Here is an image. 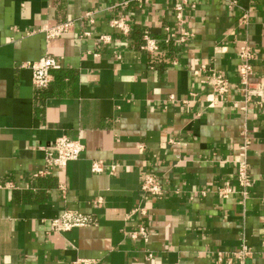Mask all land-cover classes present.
Returning a JSON list of instances; mask_svg holds the SVG:
<instances>
[{
    "label": "crops",
    "instance_id": "1",
    "mask_svg": "<svg viewBox=\"0 0 264 264\" xmlns=\"http://www.w3.org/2000/svg\"><path fill=\"white\" fill-rule=\"evenodd\" d=\"M173 7V0H0V264H234L242 243L252 250L246 264H264V104L243 103L237 76L243 39L255 53L252 81L264 83V0H236L233 8L186 0L191 36L165 44V28H177ZM244 12L248 24L239 30ZM118 14L126 35L109 27ZM68 22L57 38L42 31ZM143 31L157 40V53L139 49ZM47 55L59 68L37 90L20 66ZM209 69L227 80L222 98L202 82ZM61 136L83 145L80 156L36 175ZM245 139L253 185L241 198L236 167ZM94 161L100 173L91 171ZM149 171L160 198L140 192ZM226 184L233 193L222 198ZM64 210L95 224L48 233ZM139 227L146 240L130 238Z\"/></svg>",
    "mask_w": 264,
    "mask_h": 264
},
{
    "label": "built area",
    "instance_id": "2",
    "mask_svg": "<svg viewBox=\"0 0 264 264\" xmlns=\"http://www.w3.org/2000/svg\"><path fill=\"white\" fill-rule=\"evenodd\" d=\"M133 1L141 4L148 2L149 0ZM173 1V10L175 12V23L177 28L174 30L165 28V36L161 39L165 44L183 43L191 36L183 17L186 0ZM225 1L230 8L236 6V0ZM126 3L127 1L124 4ZM120 5L122 4H117L111 8H116ZM91 14V12L85 14V17L89 19L90 22ZM69 24L70 23L68 22L52 27H45L42 31L45 33L47 39L57 38L66 32ZM247 24L248 12H244L238 19L237 27L239 30H244ZM109 27L111 29L118 30L123 35L129 33V24L123 14H118V16L111 18L109 20ZM84 36L88 37L89 32H84ZM98 40L102 44H108L110 42V36L100 35ZM139 49L145 53L154 54L159 51L160 46L155 38L150 36L147 31H143L142 43L139 46ZM237 57L239 61L237 68L238 87L242 93L243 103L247 104L254 101V103L260 108L264 104V83L252 81V62L255 58V53L246 40L241 39L238 41ZM20 67L27 68L31 71L32 86L37 90H41L47 88L52 82L51 72L57 70L59 65L53 57L47 55L36 61L23 63ZM204 69L205 68L203 66L200 67V70ZM202 82L214 94L221 98L228 92L229 86L225 76L215 69H209ZM247 146L248 142L245 139L243 144L239 147L240 158L237 160L236 167V183L238 187L236 193L241 198L248 196L249 190L253 185V180L250 176L249 165L247 162ZM82 151L83 145L80 142L70 140L65 136L56 138L53 142L52 149L50 151H46L45 153L44 170L38 172L36 175L48 174L50 170L65 167L69 162L77 160ZM91 171L93 173H100L102 171V164L99 161L92 162ZM140 192L153 198H160L163 195V190L160 187L159 181L152 172L149 171L143 173L140 182ZM218 193L222 198H227L233 193V190L228 184H226L219 188ZM94 224L95 219L89 214H82L73 210H64L58 218L49 220L47 232L60 234L76 227L90 226ZM129 236L131 239L140 237L146 240L147 232L145 228L139 227L138 231L130 233ZM251 254V248L242 243L236 251L232 252L234 264H246V260L251 256ZM150 257L151 255L148 254L147 258ZM71 264H94V261L89 259H76L72 261Z\"/></svg>",
    "mask_w": 264,
    "mask_h": 264
}]
</instances>
